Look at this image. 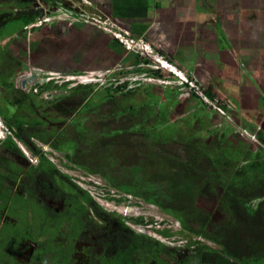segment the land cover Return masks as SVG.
<instances>
[{"label": "rangeland", "instance_id": "1", "mask_svg": "<svg viewBox=\"0 0 264 264\" xmlns=\"http://www.w3.org/2000/svg\"><path fill=\"white\" fill-rule=\"evenodd\" d=\"M51 1H69L75 9L87 10L78 1ZM4 3L6 8L16 4L36 7L38 19L44 15L39 0ZM110 19L128 29L125 20ZM16 22L0 29L3 37L18 28ZM147 41L189 82H195L203 96L170 71L155 69L156 61L137 52L139 67L125 55L112 69L87 76L47 74L44 79L49 78L50 89L40 90L32 103L41 108L54 133L55 149L65 157L58 160L59 170L43 151L37 156L19 140L3 117L2 107L9 108L7 99L13 95L1 86L9 82L6 70L12 61L0 40V264H238L205 234H212L217 225L221 229L231 226V218L222 213L220 204L234 177L243 183L251 169L264 175V167L255 165L254 159L249 164L243 162L258 147L264 149V134H260L264 110L263 115L255 111L242 116L234 98L220 96V88L208 89ZM82 80L93 84L76 88ZM75 89L83 110L72 115L70 108L74 107L67 96L73 97ZM30 115L31 119L40 117L36 111ZM102 121L109 128L121 123L129 128L114 142V148L122 145L116 153L105 144L102 147V130L96 127ZM217 159L233 166L240 163L243 171L239 173L237 168L230 174L229 168L219 169ZM75 160L93 170L105 167L103 173L122 189L78 168ZM163 162L173 163L175 169L192 163L205 169V187L194 190L192 186L190 194L175 182L165 181L166 174L152 178ZM177 193L190 194L197 199L196 209L210 214L204 227L189 222L193 230L183 228L178 219L181 206L167 203ZM142 194L152 202L158 199V203L144 201L138 196ZM131 218H142L145 223L136 224ZM203 244L213 250L203 249Z\"/></svg>", "mask_w": 264, "mask_h": 264}, {"label": "crops", "instance_id": "2", "mask_svg": "<svg viewBox=\"0 0 264 264\" xmlns=\"http://www.w3.org/2000/svg\"><path fill=\"white\" fill-rule=\"evenodd\" d=\"M72 1L98 15L125 20L131 34L153 42L158 52L181 66L190 77L199 78L210 90L220 88L219 95L224 98H234L242 116L255 111L263 113L264 0ZM0 4V29L14 21L19 24L9 36L3 37L0 32V40L8 49L7 57L12 61L6 70L10 72L9 82L28 94L29 113L36 111L49 129L41 108L32 103H36L40 90L50 89L46 81L49 78L44 76H87L112 69L114 62L125 55L128 60L133 59L132 64L140 66L133 51L126 48L127 54L114 35L96 24L54 19L29 32L24 17L36 21L39 9L17 4L6 8L4 0ZM33 68L41 72L36 83L28 91L18 87L19 75ZM91 84L82 80L75 87ZM1 87L8 89L6 84ZM73 92V97H67L74 107L70 111L76 115L83 110V104L76 100V89Z\"/></svg>", "mask_w": 264, "mask_h": 264}, {"label": "trees", "instance_id": "3", "mask_svg": "<svg viewBox=\"0 0 264 264\" xmlns=\"http://www.w3.org/2000/svg\"><path fill=\"white\" fill-rule=\"evenodd\" d=\"M24 18L25 22H27L26 26L35 22L29 19V17L26 20L27 16ZM123 47L126 48L124 45ZM6 72L8 77L10 72ZM5 84L8 87L7 90L12 91L13 98L7 99L9 100V108H5L4 106L2 107L3 117L6 123L13 128L17 138L25 143L37 156L41 155L43 146L52 145V147L56 148V143H53L52 141L54 133L48 128L47 124H45L40 118H30L31 115L29 113L30 104L28 103V94L21 89H16L14 84L11 82H6ZM44 87L47 88L48 85H44ZM205 95L212 100L215 99L213 95L208 92H206ZM10 107L18 109L17 113L11 112ZM96 127L102 130L101 139L105 142L101 143L102 147L105 144V146L107 145L108 150H111L114 153H116L119 148L121 149L122 145L117 147L115 146V148L113 146L119 136L123 135L120 134V132L125 133V131L129 129L126 128L125 124L121 123L115 128L112 126L109 128L108 124H103L102 121V123H99ZM260 134H264V127L262 128ZM261 146L264 147V144L261 143ZM244 159L245 161L243 162L247 164L250 163V160L254 159L255 165L264 167V149L258 147L256 151L250 152V154H248ZM75 163L78 168L88 174L98 175L111 184V186H114L117 189H122L119 185L110 180L111 178L107 175V173H103L105 167H103L102 170H93L92 168L86 166L85 163H80L77 160H75ZM216 165L219 169L225 167L229 168L228 170H230V174H233L237 168L240 169L238 170L239 173L243 171V166H241L240 163L233 166L230 162H224L217 159ZM174 167L173 163L172 165H167V162H163L162 169H157L161 172L156 170L151 177L159 178L166 174L165 181H169L168 183L175 182L176 187L178 186L182 188L181 191L190 192V194V188L192 186L195 187L194 190L205 187L207 180L202 172L205 169L201 170V167H197L193 163L190 164V167L186 164H183V166L181 165L178 169H175ZM250 174H248L245 179L241 180L243 183L240 182V179L238 180L237 177H234V182L230 183L229 190L220 204L222 213L231 218V226L227 228L225 225L224 228L221 229V226L217 225L215 226V231L212 234L207 232L205 237L216 244L221 245L223 247L222 253L225 254L227 258H232L235 263L264 264V175H259L258 172H254L253 169H251ZM106 178H109V180ZM131 192L134 193L133 191ZM138 196H140L144 201H153L148 195L142 194ZM189 196H186V198L182 196L181 193H177L174 198H170L167 202L168 206L176 208L178 205L181 206L180 209L182 210V214L178 219L181 220L183 228L186 231L193 230L192 227L190 228L188 224L189 222L199 224L204 227V224H206L210 218V214H203L196 209L195 204L197 199H193V196ZM152 203H158V199H156V202ZM172 203H174V205ZM198 216L202 217L198 218ZM130 221H133L136 224L145 223L142 218H131ZM231 227L234 229L233 231H231ZM162 233L168 235L166 232ZM202 248L209 249V251L213 250L209 245L205 244L202 245Z\"/></svg>", "mask_w": 264, "mask_h": 264}, {"label": "built area", "instance_id": "4", "mask_svg": "<svg viewBox=\"0 0 264 264\" xmlns=\"http://www.w3.org/2000/svg\"><path fill=\"white\" fill-rule=\"evenodd\" d=\"M41 8L44 10L43 17L37 19L35 22L27 25V29L31 32L34 28L42 26L54 19H67L72 22L80 23H93L112 33L117 40H119L128 50L142 54V56H148L158 63L155 69H166L170 71L174 76L180 77L185 83L190 84V90L198 95L201 94L200 87L195 82H189L188 78L179 71L176 66H173L164 57L160 56L154 47L148 43L144 37H135L126 30L123 26L114 24L110 17H102L95 12L83 9H75L73 5L69 6L66 3L54 2L51 0H39ZM77 5V4H76ZM206 101H209L207 97H204ZM210 103V102H209ZM254 138V137H253Z\"/></svg>", "mask_w": 264, "mask_h": 264}, {"label": "water", "instance_id": "5", "mask_svg": "<svg viewBox=\"0 0 264 264\" xmlns=\"http://www.w3.org/2000/svg\"><path fill=\"white\" fill-rule=\"evenodd\" d=\"M40 74L41 72L39 69L33 68L31 69V71H26L25 73L19 75L16 84L18 87L28 91L32 87V85H34L36 81L39 79ZM45 154H50L53 162L56 164L58 168L61 169L60 163L58 164L59 158L61 159V154L58 151L54 150L52 147L49 146L46 148Z\"/></svg>", "mask_w": 264, "mask_h": 264}, {"label": "clouds", "instance_id": "6", "mask_svg": "<svg viewBox=\"0 0 264 264\" xmlns=\"http://www.w3.org/2000/svg\"><path fill=\"white\" fill-rule=\"evenodd\" d=\"M68 3H69V1H68ZM71 6L73 5V4H70ZM69 5V6H70ZM119 41V40H118ZM120 42V41H119ZM121 43V42H120ZM122 44V43H121ZM50 145H47V146H43V154L47 157V156H49L50 158L49 159H51L52 157H51V155L50 154H45V150H46V148L47 147H49ZM51 147V146H50ZM53 148V147H52ZM54 150H56L55 148H53ZM57 151V150H56ZM60 153V152H59ZM61 154V159L63 158H65L63 155H62V153H60ZM51 161H52V159H51ZM53 162V161H52ZM64 162V161H63ZM65 163V162H64ZM59 169V168H58ZM60 170V169H59ZM94 176V175H93Z\"/></svg>", "mask_w": 264, "mask_h": 264}]
</instances>
